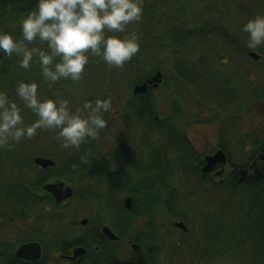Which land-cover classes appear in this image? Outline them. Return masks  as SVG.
<instances>
[{"label": "rangeland", "instance_id": "1", "mask_svg": "<svg viewBox=\"0 0 264 264\" xmlns=\"http://www.w3.org/2000/svg\"><path fill=\"white\" fill-rule=\"evenodd\" d=\"M239 5L240 3L236 4V6ZM205 6L199 2L196 8H189L185 17L189 22H193L189 25L193 26L198 21V16L199 18L204 17L203 14L199 15L198 13H201L200 11ZM233 11H231V17L221 16L219 12L215 17L216 22L226 28L237 25L240 37L244 39V34H247L242 30L244 18L240 17L236 22H233L232 19L235 17ZM156 16L154 25L145 29V33L140 34V50L133 57L132 64L126 62L124 67L116 68L103 62L99 57L95 59V56L89 54L90 61L86 65L83 78L80 81L62 80L49 87L46 82L36 78L39 77L37 65L34 64L30 71H26L18 67L15 57L7 58L0 54V89L7 91L9 95H14L15 86L20 81L36 79L39 81L38 92L42 98L56 96L67 98L73 108L81 106L86 99H93L94 97L111 99L112 109L104 114L108 121V127L101 130L100 136L96 139V145L98 155L106 158L109 170L124 172L122 175V182L124 183L122 190L124 191L129 189L137 170L131 161H126L122 144L129 145V150L135 158L140 150L142 152V165L146 167L151 160L149 159V152L152 149V144L160 143V135L157 129L151 134V139H144L143 126L136 123L135 118L128 110L127 103L133 97V82L138 73L136 71L138 63L136 59L138 57L139 60L146 61L143 62L146 63L144 71L150 70L156 65L168 77V84L154 89L151 96L157 106V117L176 116L175 107H179L181 109V112L177 114L179 124L185 129L187 139L202 159L222 150L219 148V144L223 143L230 150L233 162L244 165L256 146L253 141L256 137L261 140L264 134V100L254 101L253 97L250 96L252 87L244 82L245 74L248 76L247 78H252L257 82L258 78L260 79L264 75V45L255 49L249 48L246 52L238 48L231 56H227L223 53L224 50L232 52L230 46H223L231 39V36L227 35L224 38V44L214 41L215 43L211 45H202L203 42L200 41L198 47L192 51H186L187 49L184 50L181 47L176 49L169 40V28L176 24L178 15L172 12L159 11ZM22 17H8L0 26V30L11 31L14 35H19V21ZM141 29L138 24L134 27L135 31ZM230 30L233 33L235 29L231 28ZM235 33L237 32L235 31ZM249 51L257 52L263 59L261 61L255 60L249 55ZM211 52L220 53L223 58H226L225 64L214 63L211 68H208V71L212 77L221 83L222 88L233 91L236 97L232 102L227 101L228 96L220 97L216 101L209 99V97L200 96L195 90L196 84L191 85L178 74L176 64L179 61L183 64L194 63L201 57H205V61L211 63ZM2 70H5L4 73L1 72ZM181 80L187 81L189 85L186 84L187 82H184L185 86L182 85ZM256 81L254 82L256 83ZM222 106L227 107L225 111ZM33 119V115L29 113L25 122L31 123ZM135 150L138 152L135 153ZM76 151L75 148H63L61 142L56 140L55 132L38 130V134L31 139L26 138L20 143L0 146V176L17 159L20 160L19 162L28 163L30 161L34 163L35 157L45 156L57 162L68 158ZM233 167L235 166L231 163L228 164L225 167V174L211 181L221 182V180L227 179L237 172V169L234 170ZM240 177L241 173H238L237 178L240 179ZM64 181L67 184H73L77 190V196L66 203L64 202L60 208L67 229H72L73 234L82 233L85 228L81 226L80 221L84 217L94 221L97 219L108 220L110 209L106 197L109 185L99 179L93 169L85 172L83 176L76 179V182L65 179ZM171 185L177 189L182 204V209H178L176 213L182 212L183 217L171 218L164 207L156 214L155 220L163 230L162 238H164L163 241L159 242L158 249L154 253L156 264L260 263L262 256L256 251V248L262 247V245L264 248V238L261 236L254 240L250 239L243 246L232 241L231 244H228L230 252L222 251L223 253H218L212 258L204 255L201 230L205 226H202L201 219L208 213L212 216L214 214L221 215L224 210H235L238 204L240 205V202L236 204L232 201L227 189L216 190L213 186L198 184L196 179H187L180 173H176L171 179ZM193 190H196L197 193L191 197L190 192ZM205 190L207 193H202ZM124 195L121 193L120 198H124ZM221 219L225 221V219ZM175 221H184L189 231L184 233L174 228ZM18 225L22 226L20 223ZM22 227L25 232L32 230ZM134 227L135 230H145L147 227L146 218L136 217ZM248 227L251 228L249 224ZM3 231L6 234L3 236V232L0 231V240L2 241L6 240L9 243L19 238L18 233H15V227L9 224H5ZM213 231V235L207 236V239L216 238L217 248H220L223 244L222 240L218 238L219 231L217 232V228L216 232L215 229ZM209 244H211L210 240ZM18 245L16 244L15 248ZM125 246L129 252L133 251L131 240H126ZM145 252L146 247L138 248V254L144 255Z\"/></svg>", "mask_w": 264, "mask_h": 264}, {"label": "trees", "instance_id": "2", "mask_svg": "<svg viewBox=\"0 0 264 264\" xmlns=\"http://www.w3.org/2000/svg\"><path fill=\"white\" fill-rule=\"evenodd\" d=\"M199 2L206 5L200 11L201 13H198L199 15L203 14L204 17L199 18L198 16V21L191 26L189 24L193 22H189L185 17L189 8H196ZM238 3L240 5L236 6ZM35 8L36 0H0V26L4 24L8 17L25 16ZM232 10H234L233 15H235L232 19L233 22L241 17L244 18L245 24L255 15L264 14V0H144L142 20L139 23L129 25L127 31L129 33L132 30L135 31L134 27L138 24L142 28L136 31L140 36L142 32L145 33V29H149L151 25H154L159 11L172 12L178 15L176 24L169 28V40L174 48L181 47L184 50L187 49L186 51H192L198 47L200 41L203 42L202 45H211L215 43L214 41L223 43L224 38L230 35L231 39L228 40V43H223V46H230L232 52H226L223 47L222 49L225 55L231 56L232 53H235V49L239 48L244 52L249 49L247 47L248 33L244 34V39H241L237 25L231 27L235 29L232 33L230 27L226 28L216 22L215 17L219 12L221 16L231 17ZM207 47L209 48V46ZM210 55L211 63H207L205 57H201L194 63L183 64L179 61L176 64L178 74L191 85L196 84L194 87L200 96L209 97V99L215 101L220 97L228 96L227 101L232 102L236 97L233 91L222 88L221 83L212 77L208 71V68H211L214 63L225 64L226 58L216 52H211ZM138 58L136 59V62H138L136 71L138 73L133 82L134 86L145 82L157 70H160L155 65L150 70L144 71L146 63L143 62L146 61L143 59L141 61ZM262 59L263 57L257 61ZM132 60L133 58L128 62L132 64ZM4 71L1 72L4 73ZM245 75L244 82L252 87L250 96L253 97L254 101L264 100V75L260 79L258 78V82L252 78H247L248 76ZM36 78L42 81L40 77ZM187 81L181 80L182 85L185 86L184 82ZM165 84H168V77H166ZM153 92L154 89L149 87L145 93L137 95L133 93V97L127 103L128 110L135 118L136 123L143 126L145 140L151 139V134L156 129L160 135V143L152 144V149L149 152V159L151 160L148 165L143 167L142 152L140 150L139 152L138 149L135 150V153L138 152L135 158L129 150V145L122 144L126 161H131L137 170V174L129 186L135 191L137 198L134 212L137 216H144L148 220L147 230L142 231L144 234L142 237L145 238L147 235H151L156 238L159 234L155 216L162 207L167 209L171 218L183 217L182 212L176 213L178 209H182V204L177 189L171 185V179L176 173H180L187 179H196L198 184L213 186L216 190L225 188L229 191L232 201L236 204L240 202L235 210H224L223 214H214L213 216L208 213L202 218V226H205L201 230L205 256L212 258L218 253H223L222 251L225 253L230 252L228 244H231L232 241L243 246L250 239L254 240L260 236L264 238V177L250 184L244 182V185H242L243 182L239 183V179L235 181L232 177L221 182H213L204 178L201 172L204 160L199 153L195 152L194 147L187 139L185 129L179 124L177 114L181 112V109L175 107L176 116L157 117V106L155 100L151 97ZM226 108V106H222L224 111ZM253 143L256 145L255 148L260 149L264 146V137L261 140L256 137ZM254 149L250 156L258 150ZM82 156L89 157L87 164L81 160ZM249 158L246 163H248ZM19 161L17 159L10 164L8 170L0 176L2 184L0 186V231L3 232L4 236L6 234L3 231L4 226L9 224L15 227V233L19 235L17 240L9 243L6 240H0V264H46L51 251H64L70 243L71 239L68 238V234L72 230L66 228L62 212H60L62 204H57L54 198L43 189L47 182L54 179L76 182V179L83 176L85 172L93 169L98 178L107 183L112 191L124 187L122 182L124 172L108 169L106 158L98 155L96 140L82 143L76 152L64 160L57 161L55 167L47 170H43L30 161L28 163ZM231 163L235 167L242 166L233 162V160H231ZM196 193V190L190 192L191 197L195 196ZM202 193L206 194L207 190ZM116 211L120 215V219L113 226L121 235L125 236L133 227L132 212H126L121 203H118ZM221 218L225 221H222ZM19 223L32 230L25 232L23 227L18 225ZM248 224L251 228L248 227ZM216 228L220 234L218 238L222 240L224 245L220 248H217L216 238H209L211 244L207 239L210 235H213L214 229L216 232ZM81 238L82 236H79L72 242H78ZM33 240L42 242L45 252L43 259L35 263L17 260L13 253L16 244ZM256 251L262 256L258 264H264L263 245L256 248Z\"/></svg>", "mask_w": 264, "mask_h": 264}, {"label": "clouds", "instance_id": "3", "mask_svg": "<svg viewBox=\"0 0 264 264\" xmlns=\"http://www.w3.org/2000/svg\"><path fill=\"white\" fill-rule=\"evenodd\" d=\"M143 12L144 0H36V8L19 21V35L0 30V54L15 57L26 71L37 65L49 87L80 81L90 55L122 68L139 52V34L127 29L142 20ZM242 30L248 33V48L264 45V14L249 19ZM38 88L39 81L32 79L17 83L14 95L0 89V146L45 130L55 132L63 148L79 149L108 127L104 114L112 109L110 98L86 99L73 108L67 98H42ZM29 113L35 119L26 123ZM81 160L87 164L89 157Z\"/></svg>", "mask_w": 264, "mask_h": 264}, {"label": "flooded vegetation", "instance_id": "4", "mask_svg": "<svg viewBox=\"0 0 264 264\" xmlns=\"http://www.w3.org/2000/svg\"><path fill=\"white\" fill-rule=\"evenodd\" d=\"M262 137H264V134L262 135ZM219 148H221L223 151L226 152L228 161L226 165L224 166V168H222L220 165H217L213 171L206 173V174L202 173L203 177L206 179L215 180L216 177L223 176L225 174V167L231 163L232 158H231L230 150L227 147H225L223 143L219 144ZM256 149L258 148H255L254 150ZM207 156L203 158L204 163L202 167L206 163ZM202 167H201V172H202ZM242 168L246 170V178L243 181L242 185H244V182L250 184L252 182H255L256 180L262 179L264 177V146L256 150L250 156L248 163H246L245 166L242 165L238 168L233 167L234 170L237 169V172L231 175L230 177H232L235 181H238L237 176H238V173H241L240 170H242ZM43 170H47V169H43ZM258 175H262V177L257 178ZM230 177H227V179ZM56 180H63V179H54L49 182H54ZM221 181H224V180H221ZM68 185L73 186L74 194L71 198L65 199L60 203L56 202L53 195L49 193L54 198L57 204H63L64 202L66 203L68 200L77 196L76 194L77 190L75 186L73 184H68ZM121 193L125 194L124 198L122 199L120 198ZM128 197H132V208L131 209H128L126 205V198ZM106 202H107L108 208L110 209V212L108 213V220L102 221L100 219H97L96 221H94L88 217H84L80 221V224L81 226L85 228V230L82 233L73 234V230L69 229V230H72L70 234H68V238L71 239L70 243L67 245V247H65L64 251H61V250L56 251V252L51 251L50 258L46 264H55V263L56 264H156L154 253L158 249L159 242L163 241L164 239L162 238L163 230L160 228V226L157 225L159 234L156 236V238H153L151 235H147L145 238H143L142 235L144 234L142 233V231H146L148 227L147 218H146V221H147L146 229L145 230H142V229L135 230L134 219L136 217H141V216H137L134 212V210L136 209V205H137V198H136L135 191L132 190L130 187L127 191L122 190V188L121 189L117 188L112 191L109 188L108 195L106 197ZM118 203H121L122 207L124 208L126 212H132L131 218L133 222V227H132V230H130V232L125 236L121 235L113 226L114 223H118L120 219V215L116 211ZM85 219L87 220V222L83 224V220ZM177 222H183L187 226V224L184 221H175L173 224L174 228L184 233H187L189 231L188 226H187V230L176 226ZM105 227H108L111 231H113L115 235L114 238H111L109 235H107L104 232ZM79 236L80 237L82 236V238L78 240V242H72L73 240H76ZM128 239L132 241L133 251L131 252H129L125 246V242ZM33 241L40 242L37 240H33ZM23 243H26V242H23ZM40 243L43 247V256L39 261H26L22 259H17V260H22L28 263L40 262L43 259L44 253H45L44 246L42 242ZM21 244H19L15 248L13 252L14 255H15L16 249ZM141 246L146 247V252L144 253V255H140L137 253L138 248ZM80 248L84 250L83 254L76 255V250ZM203 249H204V246H203ZM60 258L63 261H61Z\"/></svg>", "mask_w": 264, "mask_h": 264}, {"label": "water", "instance_id": "5", "mask_svg": "<svg viewBox=\"0 0 264 264\" xmlns=\"http://www.w3.org/2000/svg\"><path fill=\"white\" fill-rule=\"evenodd\" d=\"M249 55L255 60L260 59L261 55L250 51ZM166 83V76L162 70H157L149 79L145 82L137 84L134 86L133 93L135 95L140 93H145L150 88L157 89L162 84ZM228 161L227 154L223 150H219L214 155H209L206 157V163L202 167V173L206 174L215 169L217 165H220L222 168L226 165ZM34 164L41 167L42 169H48L56 165V161L52 158L45 156H37L34 158ZM262 175H258L257 178H261ZM246 178V170H241V177L239 183L243 182ZM48 193L52 194L56 202L60 203L65 199L71 198L74 194V188L71 185H68L63 180H56L54 182L46 183L43 187ZM126 205L128 209L132 208V197L126 198ZM87 220H83L85 224ZM176 226L181 227L187 230V226L183 222H177ZM104 232L109 235L111 238H114L115 235L108 227L104 228ZM84 250L82 248L76 250V255L83 254ZM43 256V247L40 242L30 241L22 243L15 252L16 259H22L26 261H39Z\"/></svg>", "mask_w": 264, "mask_h": 264}]
</instances>
